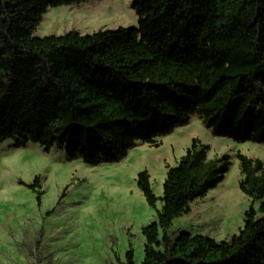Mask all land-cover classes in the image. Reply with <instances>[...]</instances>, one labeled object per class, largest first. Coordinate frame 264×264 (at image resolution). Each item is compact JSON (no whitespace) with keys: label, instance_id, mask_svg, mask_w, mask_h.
Masks as SVG:
<instances>
[{"label":"trees","instance_id":"16d2710c","mask_svg":"<svg viewBox=\"0 0 264 264\" xmlns=\"http://www.w3.org/2000/svg\"><path fill=\"white\" fill-rule=\"evenodd\" d=\"M85 1L0 0V142L58 146L95 166L139 141L159 147L196 114L216 135L264 143V0H131L136 27L35 36L49 8ZM209 150L194 138L167 168L162 196L147 170L138 173L157 210L142 228L140 264H264L262 159L236 154L251 199L238 233L170 231L230 170V154L209 158ZM40 181L31 185L39 200ZM121 264H137L133 248Z\"/></svg>","mask_w":264,"mask_h":264},{"label":"rangeland","instance_id":"374dc122","mask_svg":"<svg viewBox=\"0 0 264 264\" xmlns=\"http://www.w3.org/2000/svg\"><path fill=\"white\" fill-rule=\"evenodd\" d=\"M136 26L131 0H87L49 8L35 36ZM194 138L210 146L209 158L230 154V170L217 188L192 203L190 213L173 221L170 231L229 239L243 227L251 204L239 187L236 154L264 161V143L216 135L195 114L187 125L158 138L159 147L139 141L123 159L95 166L69 159L58 146L46 151L35 142L20 148L13 139L0 142V264H121L130 248L140 264L142 228L157 219V210L138 188V173L147 170L154 192L162 196L167 168L178 164ZM36 177L40 200L31 188ZM157 206L161 209V201Z\"/></svg>","mask_w":264,"mask_h":264}]
</instances>
